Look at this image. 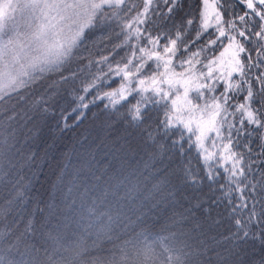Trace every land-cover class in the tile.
Returning a JSON list of instances; mask_svg holds the SVG:
<instances>
[{
	"label": "snow or ice",
	"instance_id": "obj_1",
	"mask_svg": "<svg viewBox=\"0 0 264 264\" xmlns=\"http://www.w3.org/2000/svg\"><path fill=\"white\" fill-rule=\"evenodd\" d=\"M0 264H264V0H0Z\"/></svg>",
	"mask_w": 264,
	"mask_h": 264
},
{
	"label": "trees",
	"instance_id": "obj_2",
	"mask_svg": "<svg viewBox=\"0 0 264 264\" xmlns=\"http://www.w3.org/2000/svg\"><path fill=\"white\" fill-rule=\"evenodd\" d=\"M64 150H65V146L63 144L60 145V147L56 150L55 156H56L57 160L60 159V153L63 152ZM103 159H104V163L107 164L111 160V157H104ZM113 163L116 165V167H119V164L117 162L113 161ZM45 173L47 175L51 176V172L47 168L45 169ZM35 191L37 194H42L44 199H46L48 197V195H50V190L48 189L47 184H45V186L43 188H41L40 185H37ZM122 194L123 193H121V195ZM161 215L163 216V214H161ZM156 219L158 221L157 228L153 229L152 233H150V235H153V236L159 231V224H162L165 222L164 220H161L160 217H157ZM52 223L55 224L56 221H53ZM148 227H150V228L152 227L151 222L149 223ZM137 231H139V229H137ZM161 235H167V233H161Z\"/></svg>",
	"mask_w": 264,
	"mask_h": 264
}]
</instances>
